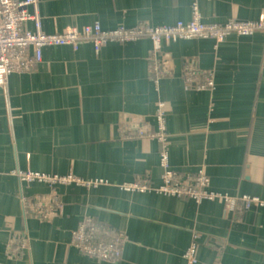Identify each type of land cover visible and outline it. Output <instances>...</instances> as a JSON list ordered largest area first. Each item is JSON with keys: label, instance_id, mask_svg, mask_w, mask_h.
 <instances>
[{"label": "crops", "instance_id": "1", "mask_svg": "<svg viewBox=\"0 0 264 264\" xmlns=\"http://www.w3.org/2000/svg\"><path fill=\"white\" fill-rule=\"evenodd\" d=\"M202 18H264V0H41L44 27L100 21L105 28ZM211 72L215 88L184 78L186 61ZM160 65L163 70L155 71ZM164 113L169 165L203 172L218 193L256 197L231 216L221 196L140 190L165 170L157 138L126 128L158 127ZM98 180L52 185L23 180L24 169ZM44 199L42 215L24 198ZM83 215L126 232L123 256L83 253L73 232ZM26 234L27 247L11 250ZM195 233L203 264H264V30L224 40L179 38L155 49L151 38L46 46L43 60L0 84V264H185Z\"/></svg>", "mask_w": 264, "mask_h": 264}, {"label": "built area", "instance_id": "2", "mask_svg": "<svg viewBox=\"0 0 264 264\" xmlns=\"http://www.w3.org/2000/svg\"><path fill=\"white\" fill-rule=\"evenodd\" d=\"M194 16L189 19H179L173 23L152 24L140 22L133 26L120 25L105 29L100 21L87 24H75L55 32L44 27V16L41 10V0H0V84L7 82L8 75L14 71H28L43 60L46 46L78 45L81 41H91L97 49L108 46L113 41H133L147 37L151 38L155 49L163 43H170L179 38L208 37L218 41L224 40L232 33L241 35L253 34L264 30V18H229L223 21H209L202 18L198 5L194 3ZM155 71H163L160 65L154 66ZM184 78L189 85L198 88H215L211 72L202 71L190 60L186 61ZM158 127L151 130L148 127L126 128L127 136L157 138L162 144L161 163L165 170L159 185L148 183L142 176V182H131L130 187L142 191L157 189L162 192L190 195L197 200L221 196L227 203L231 216L244 210L249 205L258 206L263 200L256 197L218 193L209 188L210 179L203 172L183 174L170 167L168 145L169 135L165 127L164 113L158 114ZM23 180L47 181L51 184L79 182L87 190L96 185L98 180H85L73 173L60 172H28L22 170ZM42 196L24 198L27 211L36 215L44 213ZM126 232L122 229L104 224L92 215H83L73 232V242L88 255L104 260L118 261L122 258ZM29 238L22 233L15 237V246L11 250L19 253L28 245ZM200 235L195 233L191 244L185 251V264H203L198 256Z\"/></svg>", "mask_w": 264, "mask_h": 264}, {"label": "rangeland", "instance_id": "3", "mask_svg": "<svg viewBox=\"0 0 264 264\" xmlns=\"http://www.w3.org/2000/svg\"><path fill=\"white\" fill-rule=\"evenodd\" d=\"M117 27V26H116ZM105 28V27H104ZM109 28H111V27H109ZM113 28V27H112ZM105 29H107V28H105ZM10 75V74H9ZM9 75H8V77H9ZM138 128H141V127H147V126H144V125H139V126H137ZM24 170H27L28 172L30 171V172H45V170H35V169H32V168H28V169H24ZM46 172H53V171H46ZM52 185H55V184H52Z\"/></svg>", "mask_w": 264, "mask_h": 264}]
</instances>
